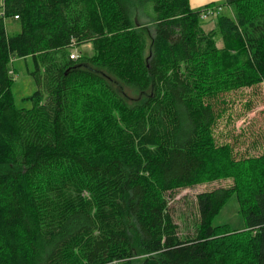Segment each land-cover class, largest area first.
<instances>
[{
  "label": "trees",
  "instance_id": "trees-1",
  "mask_svg": "<svg viewBox=\"0 0 264 264\" xmlns=\"http://www.w3.org/2000/svg\"><path fill=\"white\" fill-rule=\"evenodd\" d=\"M224 5L207 31L191 0H4L0 264H264V153L214 133L226 95L264 84V0ZM220 181L183 231L171 198ZM232 197L241 229L214 224Z\"/></svg>",
  "mask_w": 264,
  "mask_h": 264
},
{
  "label": "rangeland",
  "instance_id": "rangeland-1",
  "mask_svg": "<svg viewBox=\"0 0 264 264\" xmlns=\"http://www.w3.org/2000/svg\"><path fill=\"white\" fill-rule=\"evenodd\" d=\"M198 1V0H197ZM202 3L195 5L196 0L191 3L202 14L208 9H221L226 12L225 0H201ZM4 0H0V8ZM211 5V7H209ZM216 16L203 21L204 27L210 31L216 27ZM10 34H16L20 27L11 19L7 20ZM222 46V42L219 41ZM86 54L92 53V46L83 47ZM72 53V52H71ZM10 70L14 73L13 94L18 108L31 109L33 102L29 98L34 95L38 87L33 77L35 63L31 57L13 59ZM227 104L225 113L216 128L215 137L218 144L230 143L234 145L236 152L240 155H260L264 153V84L234 91L226 95ZM230 181H220L212 184H201L193 188L178 191L171 198V209L176 222L185 231L186 224H191L197 216L198 194L228 186ZM215 225L229 224L234 229L244 227V221L239 213V204L236 197H232L221 214L215 219Z\"/></svg>",
  "mask_w": 264,
  "mask_h": 264
},
{
  "label": "built area",
  "instance_id": "built-area-1",
  "mask_svg": "<svg viewBox=\"0 0 264 264\" xmlns=\"http://www.w3.org/2000/svg\"><path fill=\"white\" fill-rule=\"evenodd\" d=\"M220 10L221 9H208L207 12L202 14V19L206 20L211 16H216L217 14L220 13ZM16 18H18V16ZM78 55H79V51L77 48L74 47V49H72L71 58L76 59L78 58Z\"/></svg>",
  "mask_w": 264,
  "mask_h": 264
},
{
  "label": "crops",
  "instance_id": "crops-1",
  "mask_svg": "<svg viewBox=\"0 0 264 264\" xmlns=\"http://www.w3.org/2000/svg\"><path fill=\"white\" fill-rule=\"evenodd\" d=\"M201 3H202L201 0H198V1L196 0L195 5L198 6V5H200ZM191 4H192V3H191ZM192 7L195 8V6H194L193 4H192ZM195 9H196V8H195Z\"/></svg>",
  "mask_w": 264,
  "mask_h": 264
}]
</instances>
